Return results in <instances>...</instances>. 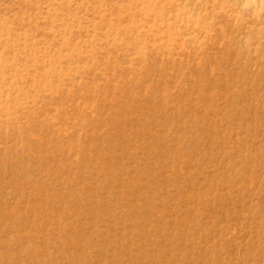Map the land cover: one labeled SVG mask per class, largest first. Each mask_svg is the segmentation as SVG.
I'll list each match as a JSON object with an SVG mask.
<instances>
[{
	"label": "rangeland",
	"instance_id": "obj_1",
	"mask_svg": "<svg viewBox=\"0 0 264 264\" xmlns=\"http://www.w3.org/2000/svg\"><path fill=\"white\" fill-rule=\"evenodd\" d=\"M0 264H264V0H0Z\"/></svg>",
	"mask_w": 264,
	"mask_h": 264
}]
</instances>
